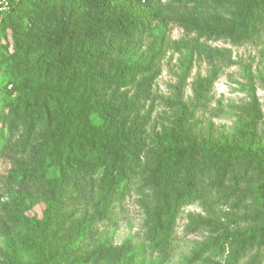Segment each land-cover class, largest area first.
<instances>
[{
    "label": "trees",
    "instance_id": "1",
    "mask_svg": "<svg viewBox=\"0 0 264 264\" xmlns=\"http://www.w3.org/2000/svg\"><path fill=\"white\" fill-rule=\"evenodd\" d=\"M176 28L186 37L173 38ZM263 35L264 0H0V158L13 165L0 171V197L12 190L0 221L14 245L6 264H89L79 249L99 223L114 221L132 191L147 245L126 240L120 264H142L149 251L165 264L184 209L204 196L201 180H224L242 167L261 175L237 201L254 192L256 221L202 241L189 259L223 255L229 242L224 264H238L264 246V114L254 85L234 133L220 140L199 141L187 128L193 109L183 97L196 55L232 61L203 40L245 44ZM170 49L181 54L176 117L146 151L147 102ZM218 77L216 66L197 77L195 97L208 98ZM37 205L41 216L29 214ZM80 209L78 225L67 230ZM106 243L104 234L98 248Z\"/></svg>",
    "mask_w": 264,
    "mask_h": 264
},
{
    "label": "rangeland",
    "instance_id": "2",
    "mask_svg": "<svg viewBox=\"0 0 264 264\" xmlns=\"http://www.w3.org/2000/svg\"><path fill=\"white\" fill-rule=\"evenodd\" d=\"M172 37L179 39L186 37V34L182 29L176 28L172 32ZM203 41L210 47L225 51L231 56L233 62L223 58H211L203 53L195 56L191 76L183 90L184 101L190 109H193L192 118L188 120L186 126L198 136L199 141H206L210 135L220 140L223 135H232L238 120L243 117L244 112L241 107L251 101L248 89L250 84L256 89L264 114V84L262 81L264 35L245 44H233L225 39ZM180 59L181 54L170 49L161 61L162 73L156 80L152 96L147 102V109L152 106L153 111L147 126L146 151L155 150L158 147L157 133L170 126L176 117V106L172 105V102L176 98V86L181 76ZM214 66H216L219 77L210 96L196 98L193 89L194 80L199 76L208 75ZM259 135L264 140V118L260 123ZM0 160H2L0 165L2 173L12 169L13 165L8 158H0ZM256 173L251 170L246 173L242 167L224 180L202 179L201 184L206 188V191H203L204 196L184 209L182 218L179 220L175 251L165 264H218V262L224 264L225 256L231 251L229 242L225 244L226 250L223 255L207 253L200 259L192 261L189 257L202 241L222 236L225 229H240L256 221L253 219L257 212L255 199L252 196L254 192H250L251 195L244 198L241 205H237L242 193L249 192L251 187L260 180L261 175ZM235 182L238 187H235ZM14 188L15 185L12 189ZM11 193L12 190H6L0 197V221L3 214V203L9 199ZM41 212L42 205H37L29 214L41 216ZM82 215L81 209L75 211L68 222L67 230L74 229ZM112 217L114 220L112 222L99 223L93 239L85 241L79 249L80 255L86 256L89 264L92 260H97L102 264H120L122 255L119 249L126 240H131L135 246L147 245L144 237L145 214L138 203V194L135 191L127 195L122 202L117 203ZM196 221H202L203 224L192 231ZM22 233L23 231L17 230L14 238L22 236ZM104 234L107 235V243L104 249L100 250L98 241L104 237ZM13 247V243L8 241L0 229V264H6V257L9 256ZM19 255L28 259L27 254L22 251H19ZM158 261L159 253L149 251V254L143 257L142 264H158ZM238 264H264V246L256 245Z\"/></svg>",
    "mask_w": 264,
    "mask_h": 264
}]
</instances>
